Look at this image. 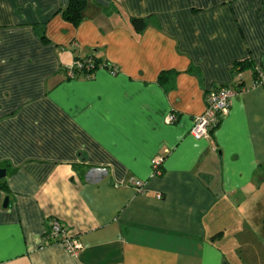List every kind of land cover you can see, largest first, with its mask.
<instances>
[{
    "label": "crops",
    "instance_id": "1",
    "mask_svg": "<svg viewBox=\"0 0 264 264\" xmlns=\"http://www.w3.org/2000/svg\"><path fill=\"white\" fill-rule=\"evenodd\" d=\"M69 4L0 0V264H264V3L87 0L78 26ZM84 59L106 66L69 78ZM238 84L196 140L210 91ZM53 220L77 256L44 244Z\"/></svg>",
    "mask_w": 264,
    "mask_h": 264
},
{
    "label": "built area",
    "instance_id": "2",
    "mask_svg": "<svg viewBox=\"0 0 264 264\" xmlns=\"http://www.w3.org/2000/svg\"><path fill=\"white\" fill-rule=\"evenodd\" d=\"M92 59H84L76 62L72 67L67 70V75L69 78L76 77V70H82L86 65H92ZM106 65H102L104 67ZM111 73L116 75L118 70L116 68L111 69ZM264 80V72H259V81ZM257 83H255L256 85ZM246 91L242 89L237 90L236 87L223 86L217 87L210 91L206 100V109L201 114L194 118L193 126L190 134L196 140L207 139L211 136L212 131L220 124L221 120L225 118L231 111L233 100L242 92ZM177 120V116L171 114L166 122L172 124ZM162 159H155L154 171L157 175L162 173ZM134 187L139 193H143L145 190L144 183L140 180H136L133 183ZM53 243H58L62 245L66 251L72 255L77 256L79 252L83 249V244L79 239L71 236L69 231L62 225L58 220H53L50 223V230L46 233L44 237V244L51 245Z\"/></svg>",
    "mask_w": 264,
    "mask_h": 264
},
{
    "label": "trees",
    "instance_id": "3",
    "mask_svg": "<svg viewBox=\"0 0 264 264\" xmlns=\"http://www.w3.org/2000/svg\"><path fill=\"white\" fill-rule=\"evenodd\" d=\"M261 1L264 3V0H261ZM86 8H87V0H70L69 6L63 12V17L67 21H70L74 25L78 26L85 19L83 13L86 10ZM132 25H133L134 29L137 32H142L146 28V26H147V21H146V19H140V18L137 19L136 18V19H133L132 20ZM42 38L46 41V37L45 36H42ZM92 61H93L92 62V65H86L84 67V69H82V70H76V75H82V76H84L86 78H90V77H92L96 73V71L102 65H104V64L98 63L96 60H92ZM232 69L234 70V73L236 74V72L237 73L242 72L243 69H244V67H243V64H241V63H235ZM175 77H176V73L175 72L166 71V72H163V73L160 74V76H159V82H160L161 85H164V86H166L167 83H170V85L173 86V82L175 80ZM257 79L258 78L256 77V83H258V81H259V80L257 81ZM259 82H262V81H259ZM241 86H242L241 84L240 85L238 84L236 86V89L238 90V88L241 87ZM239 89H241V88H239ZM0 187L4 191H6L7 193H9V189L7 187V184L5 182V179L2 182H0Z\"/></svg>",
    "mask_w": 264,
    "mask_h": 264
},
{
    "label": "water",
    "instance_id": "4",
    "mask_svg": "<svg viewBox=\"0 0 264 264\" xmlns=\"http://www.w3.org/2000/svg\"><path fill=\"white\" fill-rule=\"evenodd\" d=\"M7 176V170L0 167V181L4 180ZM9 200H10V197H7L5 202H4V208H7L8 205H9Z\"/></svg>",
    "mask_w": 264,
    "mask_h": 264
}]
</instances>
